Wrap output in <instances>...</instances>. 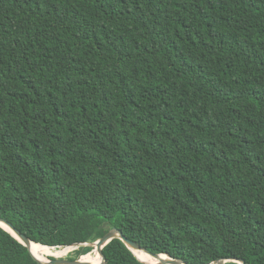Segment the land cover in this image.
I'll return each mask as SVG.
<instances>
[{"label":"trees","instance_id":"1","mask_svg":"<svg viewBox=\"0 0 264 264\" xmlns=\"http://www.w3.org/2000/svg\"><path fill=\"white\" fill-rule=\"evenodd\" d=\"M0 219L264 264V0H0ZM0 264L39 263L0 227Z\"/></svg>","mask_w":264,"mask_h":264},{"label":"water","instance_id":"2","mask_svg":"<svg viewBox=\"0 0 264 264\" xmlns=\"http://www.w3.org/2000/svg\"><path fill=\"white\" fill-rule=\"evenodd\" d=\"M0 223L6 225L13 233H11L10 231L6 230L4 227H2V225L0 224V227H2L4 230H6L7 232H9L10 234H12L20 243H22L29 251V253L31 254L32 258L39 264H90L88 262L82 261L80 257L77 260H69L67 258H56V257H51L53 259H48L47 261H39L35 258V256L32 254L31 251V243H33L32 241H30L29 239H27L22 233H20L17 229H15L10 223H8L6 220L4 219H0ZM120 239L128 248L129 250L133 253V255L142 263L144 264H148L145 263L143 261H141L136 254L134 253V251H140L144 254H146L147 256L153 258L156 262L155 264H186L184 263L182 260L180 259H174L168 255L165 254H154L151 253L149 251H147L144 248H141L137 243L128 240L127 238H125L121 232H119L117 229L112 228L110 229L107 233H105L100 239H98L95 243V245H97L100 248V252H101V262L99 264H104L105 263V257L103 254V248L105 245H107L110 241H112L113 239ZM35 244V243H34ZM40 245V244H39ZM84 246H87L88 244H82ZM43 247L46 248H52L53 247H48V246H44L41 245ZM68 247H76L77 246H67L64 248H68ZM63 248V249H64ZM226 262H234L237 263L239 262V264H246L245 262L238 260V259H233V258H229V259H223V260H219L214 264H224Z\"/></svg>","mask_w":264,"mask_h":264},{"label":"bare ground","instance_id":"3","mask_svg":"<svg viewBox=\"0 0 264 264\" xmlns=\"http://www.w3.org/2000/svg\"><path fill=\"white\" fill-rule=\"evenodd\" d=\"M1 224V223H0ZM2 227H4L6 230L10 231L11 233H13L6 225L1 224ZM49 249V248H48ZM46 247H43L39 244H34L31 243V251L32 254L40 261H47L49 257H56V258H60V257H64L66 256L69 252L73 251V247H68V248H59L58 250H48ZM134 253L136 254V256L143 262L145 263H150V264H155V260L149 256H147L146 254L140 252V251H134ZM96 257L98 259V261L96 263ZM82 261L88 262L90 264H99L101 261V252H100V248L93 244V249L92 252L86 256H83L81 258Z\"/></svg>","mask_w":264,"mask_h":264},{"label":"rangeland","instance_id":"4","mask_svg":"<svg viewBox=\"0 0 264 264\" xmlns=\"http://www.w3.org/2000/svg\"><path fill=\"white\" fill-rule=\"evenodd\" d=\"M91 246L93 247V244H91ZM53 249H54V250H58V249H55V248H53ZM53 249H51V250H53ZM73 249L76 250V247H73ZM74 250H73V251H74ZM73 251H71V252H73ZM71 252H69L68 254H70ZM68 254H67V255H68ZM67 255L64 256L63 258H67Z\"/></svg>","mask_w":264,"mask_h":264},{"label":"snow or ice","instance_id":"5","mask_svg":"<svg viewBox=\"0 0 264 264\" xmlns=\"http://www.w3.org/2000/svg\"><path fill=\"white\" fill-rule=\"evenodd\" d=\"M237 264H239V262H237Z\"/></svg>","mask_w":264,"mask_h":264}]
</instances>
